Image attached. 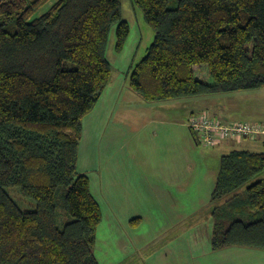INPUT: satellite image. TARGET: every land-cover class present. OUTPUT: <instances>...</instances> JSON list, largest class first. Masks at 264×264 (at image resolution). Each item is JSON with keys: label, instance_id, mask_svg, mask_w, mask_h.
I'll use <instances>...</instances> for the list:
<instances>
[{"label": "trees", "instance_id": "trees-1", "mask_svg": "<svg viewBox=\"0 0 264 264\" xmlns=\"http://www.w3.org/2000/svg\"><path fill=\"white\" fill-rule=\"evenodd\" d=\"M50 1L0 0V264H99L102 213L77 171L79 143L83 117L111 80L110 27L121 51L129 25L120 0H54L34 16ZM134 2L154 31L129 78L142 99L264 87V0ZM262 146L220 156L210 201H226L212 211V249L264 250ZM8 186L34 208L22 209Z\"/></svg>", "mask_w": 264, "mask_h": 264}, {"label": "rangeland", "instance_id": "rangeland-1", "mask_svg": "<svg viewBox=\"0 0 264 264\" xmlns=\"http://www.w3.org/2000/svg\"><path fill=\"white\" fill-rule=\"evenodd\" d=\"M120 3L121 19L127 21L129 34L122 50L117 51V23L110 27L104 55L111 65V82L97 109L104 114L109 108L123 107L130 119L114 125L116 155L114 166L106 167L110 172L104 171L105 180L97 169L98 161H93L96 150L92 143L99 118L91 121L93 114L82 120L77 162V171L88 176L91 193L102 213L94 245L97 261L99 264H264V250L239 246L212 249V211L226 198L216 204L210 201L220 156L232 149L260 152L264 134L239 143L226 139L230 142L222 145V149L212 148L196 144L186 123L191 112L189 116L209 109L211 116L224 123L264 124V87L161 101L142 99L129 87V78L152 42L154 31L134 0H120ZM48 6H43L34 16L41 10L45 12ZM65 66L73 64L65 62ZM201 76L211 80L207 73ZM155 110L160 115L169 114L174 124L155 117L156 113L152 114ZM97 114L100 115L99 110ZM144 152L145 167L139 161ZM103 159L107 158L103 156ZM170 174H175V187L163 186ZM5 190L22 209L34 208L33 200L23 196L18 186H8ZM245 190L243 185L237 193L244 194Z\"/></svg>", "mask_w": 264, "mask_h": 264}, {"label": "crops", "instance_id": "crops-1", "mask_svg": "<svg viewBox=\"0 0 264 264\" xmlns=\"http://www.w3.org/2000/svg\"><path fill=\"white\" fill-rule=\"evenodd\" d=\"M53 1L51 0L47 5H50ZM43 12L44 11L41 10L39 12V14H42ZM108 85H107V87H108ZM107 87L105 88V90L107 89ZM121 97H122V95H121ZM100 98H99V100H100ZM98 101H97L95 107L87 115H85L83 118H85L86 116H89L90 114H93L92 117H90V118H92L91 121L93 120L94 117H99L95 123V136H93L94 144L92 143L93 147L96 150V155L94 154V150H93V159H94L93 161L94 162L98 161V168L97 169L101 175L102 180H105L107 176H105L104 171H106L107 174L110 172V169L106 168V167L107 166H109V167L114 166L113 165V163H114L113 159L116 155V153H115L116 145L115 144L117 141H116V133H115V126L114 125L116 122H122V121L125 122V119L129 120L130 116L128 115V110H127V114H126V109H123V107H121V108L117 107L116 108V106L113 107L112 109L109 108V111L103 114L101 109H97L98 108L97 107ZM98 110L100 111V115L97 114ZM207 111L209 113H212L209 109H207ZM154 113H156V115ZM191 113H193V112H191ZM152 114H154L155 117H161L162 120H166L169 123L174 124L172 122V120H170L168 118L169 114H167V115L161 114L160 115L156 112V110L153 111ZM189 115H188V117H189ZM163 116L165 118H163ZM162 122H164V121H162ZM186 122H187V120H186ZM256 124H261V122H256ZM83 127H84V125H83ZM188 129H189L190 134L192 135L195 143L200 144L197 140L198 139L197 133L192 131L189 127H188ZM104 138L106 139V141L103 140ZM243 141H246V139H243L241 141H235V142L239 143V142H243ZM229 142H230L229 140L222 141L219 144H217L216 146H213L212 148H221L222 149L223 148L222 145L224 146V144H227ZM102 145H103V147H102ZM145 155H146V153L144 152L143 156H140V160H139L141 162V164H143L144 167L147 164V158L145 157ZM103 156H105L107 159L106 160L103 159ZM111 178L115 179V177H111ZM165 180H166L165 181L166 184L163 186L175 187V174L174 175L173 174L168 175L165 178ZM159 193H163V192H159Z\"/></svg>", "mask_w": 264, "mask_h": 264}, {"label": "built area", "instance_id": "built-area-1", "mask_svg": "<svg viewBox=\"0 0 264 264\" xmlns=\"http://www.w3.org/2000/svg\"><path fill=\"white\" fill-rule=\"evenodd\" d=\"M186 123L192 131L197 133L200 144L211 147L226 139L241 141L247 138L254 139L264 134V124H252L248 121L224 123L208 112L192 114Z\"/></svg>", "mask_w": 264, "mask_h": 264}]
</instances>
